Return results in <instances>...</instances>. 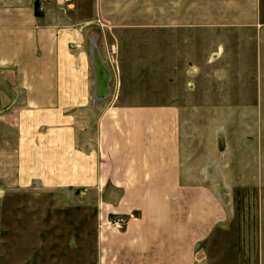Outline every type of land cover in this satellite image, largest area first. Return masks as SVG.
I'll list each match as a JSON object with an SVG mask.
<instances>
[{
  "label": "crops",
  "instance_id": "0c3cea01",
  "mask_svg": "<svg viewBox=\"0 0 264 264\" xmlns=\"http://www.w3.org/2000/svg\"><path fill=\"white\" fill-rule=\"evenodd\" d=\"M78 6L76 0H0V205L15 190L85 191L94 199L96 264H203L210 240L228 223L231 189L212 177V165L200 157L201 124L193 131L191 165L183 113L222 110L217 99L222 81L238 76L239 31L251 29L249 42L255 45L254 33L264 26L166 25L167 33L196 27L195 39L166 40L162 49L176 58V75L192 63L185 50L200 51L205 72L199 70L197 90L211 99L202 104L189 99L190 73L174 78L172 102L144 104L127 87L134 70L124 52L142 43L111 44L104 26L95 25L104 14ZM138 28L117 26L121 32ZM151 29L158 33L161 27ZM94 46L112 80L114 68L113 100L110 92L99 93ZM158 47L152 41L151 48ZM117 219L127 223L116 226Z\"/></svg>",
  "mask_w": 264,
  "mask_h": 264
},
{
  "label": "rangeland",
  "instance_id": "374dc122",
  "mask_svg": "<svg viewBox=\"0 0 264 264\" xmlns=\"http://www.w3.org/2000/svg\"><path fill=\"white\" fill-rule=\"evenodd\" d=\"M76 1L84 13L95 8L104 14L96 17L95 25L104 26L111 44L118 40L142 43V48H128L124 52L130 57L129 68L134 70L127 76V87L135 91L133 100L144 104L172 102L174 85H177L174 78L184 80L190 73L189 99L201 104L211 99L207 93L197 90L199 70L205 72L200 51L185 50L189 54L186 58L192 63L183 65L179 76L174 74L176 58L168 49H162L161 42L166 40L188 43L195 39L199 36L198 32H192L196 27H179L181 33H167L166 25L217 22L264 26V0ZM212 10L220 11L221 16L199 15V12ZM132 25L139 28L126 32L117 30V26ZM153 26L161 27L158 33L151 29ZM184 29L186 32L182 33ZM258 30L254 33L255 45L249 42L251 29L239 31L238 76L232 75L226 82L222 81V88L218 87L223 92L217 98L222 110L201 113L197 108H190L183 113L184 144L185 147L190 144L191 165L194 138H197L193 131L201 124L200 157L207 166L212 165V177L231 189L228 223L210 240L207 254L201 257L203 264H262L264 261V27ZM223 35L229 39L231 34ZM152 41L155 44L159 41L160 47L152 49ZM111 63L116 67L115 59ZM184 66L191 69L186 70ZM113 69L109 100L115 98L118 83ZM184 84L186 90V82ZM251 88H254V96L250 94ZM1 200L0 264H96L97 228L92 194L34 188L15 190Z\"/></svg>",
  "mask_w": 264,
  "mask_h": 264
},
{
  "label": "water",
  "instance_id": "95a60500",
  "mask_svg": "<svg viewBox=\"0 0 264 264\" xmlns=\"http://www.w3.org/2000/svg\"><path fill=\"white\" fill-rule=\"evenodd\" d=\"M93 66L95 70L96 83L100 95L108 96L109 95V80L110 71L107 65L103 64L97 46L93 48Z\"/></svg>",
  "mask_w": 264,
  "mask_h": 264
},
{
  "label": "built area",
  "instance_id": "2783aa9c",
  "mask_svg": "<svg viewBox=\"0 0 264 264\" xmlns=\"http://www.w3.org/2000/svg\"><path fill=\"white\" fill-rule=\"evenodd\" d=\"M110 81L112 80V77H110ZM109 92L111 94V86L109 87ZM127 220L125 219H117L116 221H114L113 223L116 225V226H120L121 224L125 223Z\"/></svg>",
  "mask_w": 264,
  "mask_h": 264
}]
</instances>
